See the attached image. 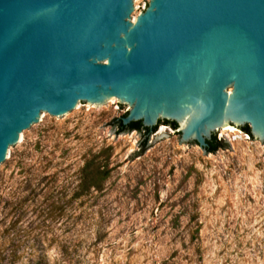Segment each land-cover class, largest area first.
I'll return each mask as SVG.
<instances>
[{"label":"rangeland","instance_id":"obj_1","mask_svg":"<svg viewBox=\"0 0 264 264\" xmlns=\"http://www.w3.org/2000/svg\"><path fill=\"white\" fill-rule=\"evenodd\" d=\"M130 109L44 116L14 148L0 174V264H264L258 138L237 129L207 153L161 123L144 144L145 131L119 130Z\"/></svg>","mask_w":264,"mask_h":264},{"label":"water","instance_id":"obj_2","mask_svg":"<svg viewBox=\"0 0 264 264\" xmlns=\"http://www.w3.org/2000/svg\"><path fill=\"white\" fill-rule=\"evenodd\" d=\"M119 103L207 153L232 127L264 145V0H0V174L44 116Z\"/></svg>","mask_w":264,"mask_h":264},{"label":"trees","instance_id":"obj_3","mask_svg":"<svg viewBox=\"0 0 264 264\" xmlns=\"http://www.w3.org/2000/svg\"><path fill=\"white\" fill-rule=\"evenodd\" d=\"M123 117L119 118L118 121H117L118 122L117 125L119 126V130L120 131H132V130L142 131V130H144L145 131V136H146L144 144H147V141L149 140V137L158 130L159 125H161V123H162V121H159V124L155 125L153 128L145 127L143 125L142 121H134V122H132V123H130L128 125H124L123 120H122ZM165 122H167L168 124H171L176 129L178 127L177 123L175 121H165ZM248 126L249 125L244 126L243 129L251 134V129ZM223 145H224V143L221 140H218L217 139V135L215 134L213 136L212 140L209 141L208 151L209 152H216L221 147H223ZM87 172H88L87 168L84 169V175H83L82 181L80 183V187L81 188L84 187L86 182L88 181L87 180V176H88ZM105 177H106V175L105 176L101 175V172H96L93 178H95V179L97 178L99 180L100 178L104 179Z\"/></svg>","mask_w":264,"mask_h":264},{"label":"bare ground","instance_id":"obj_4","mask_svg":"<svg viewBox=\"0 0 264 264\" xmlns=\"http://www.w3.org/2000/svg\"><path fill=\"white\" fill-rule=\"evenodd\" d=\"M234 131H237L236 128L232 127V129L230 130V132H234Z\"/></svg>","mask_w":264,"mask_h":264}]
</instances>
